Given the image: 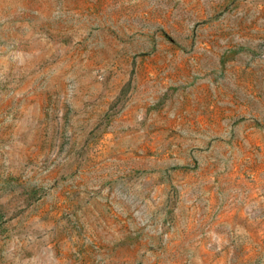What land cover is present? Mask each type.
<instances>
[{"label":"rangeland","instance_id":"1","mask_svg":"<svg viewBox=\"0 0 264 264\" xmlns=\"http://www.w3.org/2000/svg\"><path fill=\"white\" fill-rule=\"evenodd\" d=\"M0 264H264V0H0Z\"/></svg>","mask_w":264,"mask_h":264}]
</instances>
